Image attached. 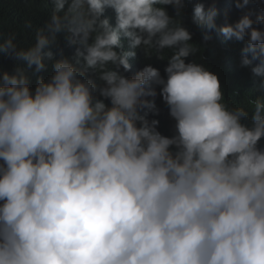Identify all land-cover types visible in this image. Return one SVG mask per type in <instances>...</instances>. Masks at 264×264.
Listing matches in <instances>:
<instances>
[{
  "label": "clouds",
  "instance_id": "9594fccd",
  "mask_svg": "<svg viewBox=\"0 0 264 264\" xmlns=\"http://www.w3.org/2000/svg\"><path fill=\"white\" fill-rule=\"evenodd\" d=\"M185 8L41 0L43 26L0 36L16 62L0 72V264H264V9L218 27L216 0L193 7L202 40L242 43L260 79L237 100L189 60L203 49ZM138 51L164 75L126 76ZM158 94L171 136L149 118Z\"/></svg>",
  "mask_w": 264,
  "mask_h": 264
},
{
  "label": "trees",
  "instance_id": "16d2710c",
  "mask_svg": "<svg viewBox=\"0 0 264 264\" xmlns=\"http://www.w3.org/2000/svg\"><path fill=\"white\" fill-rule=\"evenodd\" d=\"M186 8L183 16V26L186 27L193 35L192 42L200 46L203 51L195 57H190L189 60L195 59L198 63L203 64L211 72L218 75L222 88L225 92L226 98L233 93H238L235 99H239L245 93L251 91L254 87H257L260 83V79H253L250 67H240V52L243 44L236 42L235 40L225 41L223 36L217 32H212V39L208 42L202 40V30L199 26L192 23L191 16L193 7L197 3H204L208 5L211 0H185ZM217 4V17L216 23L219 26H223L225 22L234 23L246 11H252L253 13H259L264 9V0H254L250 3L248 8L241 11L235 8V0H216ZM41 5V0H33L31 6L28 4V0H0V36L6 34L10 30L19 32L24 25L25 20L31 19L35 26H43L47 20V13L38 11ZM170 15H174L173 9L169 6L168 9ZM105 17L109 19L110 23L114 24L115 14L112 10H106ZM255 19V15L252 16ZM126 48V42H125ZM57 54V58H60L61 53L64 56H71L74 49L68 48L61 39L58 47L54 49ZM256 62H254L253 66ZM131 71L125 73L126 76H132L137 71L141 70L145 65L151 64L153 67L160 70L161 75H164V68L166 67V61H160L155 57L150 60H145L142 52L138 51L137 58L130 60ZM16 67V62L6 55L0 54V72L8 71L12 73ZM49 73H42L45 78ZM35 80H33V86ZM159 93V89L157 88ZM258 95L260 93H257ZM156 104L159 109L158 116H150V119L159 120L158 130L165 136H171V131L168 128L166 115L168 114L167 107L163 104L159 94L156 97ZM264 144V141L261 142Z\"/></svg>",
  "mask_w": 264,
  "mask_h": 264
}]
</instances>
